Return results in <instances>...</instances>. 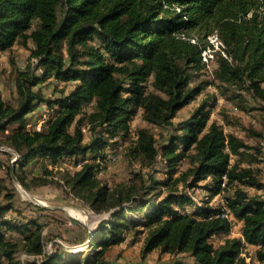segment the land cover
Wrapping results in <instances>:
<instances>
[{
  "label": "trees",
  "instance_id": "trees-1",
  "mask_svg": "<svg viewBox=\"0 0 264 264\" xmlns=\"http://www.w3.org/2000/svg\"><path fill=\"white\" fill-rule=\"evenodd\" d=\"M212 34L220 41L214 80L264 103V0H0V50L32 42L35 60L17 71L16 104L0 96V131L17 125L3 138L17 154L9 172L43 158L56 164L70 158L80 167L66 179L70 189L93 210L110 212L92 235L88 231L92 254L46 253L39 218H9L10 211L22 212L16 193L0 185V264H25L20 250L44 256L30 264H110L107 251L131 232L136 238L146 232L143 255L159 249L187 253L191 264H264V195L244 188L264 185L257 168L240 162L260 158L211 120L207 99L174 122L208 83L194 81L207 72L203 51L213 46ZM51 78L74 84L48 96L38 85ZM42 104L53 114L42 128H29L27 115ZM89 104L93 110L84 112ZM140 109L150 124L171 131L159 145L140 128L129 153L149 167L161 157L166 177L114 190L97 176L104 151L131 136ZM85 122L94 134L88 142ZM232 155L240 157L236 163ZM199 186L207 198L198 204L189 190ZM218 195L222 202L211 204ZM136 213L143 218L130 216ZM235 222H241L239 236L230 235ZM219 235L224 239L216 243ZM169 264L190 263L173 258Z\"/></svg>",
  "mask_w": 264,
  "mask_h": 264
},
{
  "label": "rangeland",
  "instance_id": "rangeland-1",
  "mask_svg": "<svg viewBox=\"0 0 264 264\" xmlns=\"http://www.w3.org/2000/svg\"><path fill=\"white\" fill-rule=\"evenodd\" d=\"M208 39L213 45L210 48L207 47V52L212 54V60L207 65V72L201 73L194 81L207 80L208 83L196 100L178 112L174 122L177 123L188 117L203 100H209L210 104L213 103L211 120L220 122L227 133H233L243 140L247 144L243 150L246 149L249 154L258 155L260 158L257 162L251 163L249 161L251 157L246 156L245 158L241 157L242 161L240 162L243 167L253 166L257 168L260 182L264 185V103L246 89H239L233 85L214 80L213 70L217 66V55H214V51H219L220 41L216 34L210 35ZM32 45V42L26 46L17 43L11 49L0 50V96L13 104L17 102L15 82L17 71L34 67L32 62L35 60L31 61L30 58ZM36 72L41 71L39 69ZM73 84V82L58 81L51 78L38 86L46 95L55 96L61 94L62 88L69 90ZM92 110L93 105L89 104L85 107L84 112L89 113ZM52 114L53 111L46 105L38 106L35 111L27 115L30 121L28 127L42 128L43 122L48 120ZM15 126L17 125H11L9 130ZM140 128L149 129L156 136L159 145L168 140V134L171 131L166 127L150 124L144 119L142 110H139L131 122V136L127 140L122 137L117 138V143L107 146L104 151L107 158L101 161L97 176L102 183L108 184L114 190H119L122 186L141 185L154 179L166 177L161 157L158 158L154 166L149 167L142 160L130 155V144L135 140V135ZM83 129L85 141L88 142L94 136L88 122L84 123ZM9 130L0 131V185H4L16 193V195L14 194L16 205L22 215L10 211L8 217L19 219L21 216L26 218L37 216L43 225L46 253L58 249L66 251V254L78 252L81 255L92 254L95 247L91 244L88 231L90 234L94 233L101 222L110 217V212L93 210L70 189L66 179L80 167L76 166L70 158L57 164L39 159L35 163H30L25 169H19L16 166V171L10 173L9 166H14L17 154L3 142V138ZM259 150L260 152H258ZM109 155H115L116 159H109ZM87 158L92 159V154H88ZM239 158L237 155H232L231 162L236 163ZM96 162L99 161L96 160ZM61 166H63L62 169ZM17 175L24 179V183L20 181ZM44 180L46 182H43ZM244 188L250 193L260 192L264 195V186L260 189L255 187ZM229 191L232 192L233 189L231 188ZM189 192L198 204L207 198L206 191L200 186L189 190ZM221 202L222 196L218 195L211 204L215 205ZM38 204L43 208H37L36 205ZM189 209L192 210V208ZM130 216L138 219L143 218L140 213L130 214ZM239 229V223L235 222L230 230V235L239 236ZM145 236L146 232H143L136 238L131 232L124 242L111 246L106 253L110 264H169L173 258H182L190 264L193 262V258L187 253L169 254L162 253L159 249H154L147 255H143L142 248ZM223 239L224 237L219 235L214 238V241L219 243ZM253 250V247H250L246 251L248 261H251V257H253ZM17 256L25 264L44 258V256L36 257L28 254L23 250H20ZM255 264L259 263L255 262Z\"/></svg>",
  "mask_w": 264,
  "mask_h": 264
},
{
  "label": "built area",
  "instance_id": "built-area-1",
  "mask_svg": "<svg viewBox=\"0 0 264 264\" xmlns=\"http://www.w3.org/2000/svg\"><path fill=\"white\" fill-rule=\"evenodd\" d=\"M210 48V47H209ZM208 51V49H205L204 51H203V59H204V61L209 65V62L212 60V54L211 53H208L207 52ZM109 157V159H111V160H115L116 159V156L115 155H109L108 156ZM223 179L226 181L227 180V176L226 175H224V177H223ZM224 215H228V214H224ZM234 225V224H233Z\"/></svg>",
  "mask_w": 264,
  "mask_h": 264
},
{
  "label": "crops",
  "instance_id": "crops-1",
  "mask_svg": "<svg viewBox=\"0 0 264 264\" xmlns=\"http://www.w3.org/2000/svg\"><path fill=\"white\" fill-rule=\"evenodd\" d=\"M65 160V159H64ZM40 161H49V162H52L51 160H49V159H40ZM54 164H56V163H54ZM63 168V166H61V169ZM239 225H241V222L239 223ZM239 234H240V231H239Z\"/></svg>",
  "mask_w": 264,
  "mask_h": 264
},
{
  "label": "water",
  "instance_id": "water-1",
  "mask_svg": "<svg viewBox=\"0 0 264 264\" xmlns=\"http://www.w3.org/2000/svg\"><path fill=\"white\" fill-rule=\"evenodd\" d=\"M92 234H93V233H92ZM92 234H91V235H92Z\"/></svg>",
  "mask_w": 264,
  "mask_h": 264
}]
</instances>
